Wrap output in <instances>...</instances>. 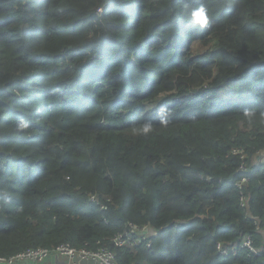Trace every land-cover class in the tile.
<instances>
[{
	"label": "trees",
	"instance_id": "1",
	"mask_svg": "<svg viewBox=\"0 0 264 264\" xmlns=\"http://www.w3.org/2000/svg\"><path fill=\"white\" fill-rule=\"evenodd\" d=\"M67 243L264 264V0H0V256Z\"/></svg>",
	"mask_w": 264,
	"mask_h": 264
},
{
	"label": "built area",
	"instance_id": "2",
	"mask_svg": "<svg viewBox=\"0 0 264 264\" xmlns=\"http://www.w3.org/2000/svg\"><path fill=\"white\" fill-rule=\"evenodd\" d=\"M239 168H240V172L245 173L248 169L247 163L243 161L242 164H240ZM244 181L245 179L242 180L241 184ZM92 199L95 200L94 198ZM126 232L130 233L131 231H126ZM216 248L224 257H229L232 254H237L240 250H245V249L250 250L252 253L256 255H258L261 252L254 246L253 240L250 236L246 237L242 242L235 244L232 247L224 246L223 242L217 241ZM81 250H85L86 253L85 252H82L81 254L77 253V249L69 243L61 244L54 250H50L47 248H33L22 253H17L10 257L0 256V264H23L25 262H29L31 264H38L43 262L48 256H50L53 253L66 255L71 257L72 259L76 257H81V258H86L87 260L90 259L94 261L98 260L99 264H117L114 261V258H112L110 254L105 253L111 251L104 250L103 252H101V255L98 256V255L90 254L91 252L90 250L87 249H81Z\"/></svg>",
	"mask_w": 264,
	"mask_h": 264
},
{
	"label": "rangeland",
	"instance_id": "3",
	"mask_svg": "<svg viewBox=\"0 0 264 264\" xmlns=\"http://www.w3.org/2000/svg\"><path fill=\"white\" fill-rule=\"evenodd\" d=\"M101 11H99V14H103L104 11L101 8ZM232 154L239 155L242 158L245 157V153L242 150H239L238 148H233L231 151ZM108 201L110 202V199L108 198ZM127 228H130L131 232H117L114 236H110L109 241L111 242L112 246L117 249H124V248H130V249H137L142 244H146L148 248H151L153 246V236H157L158 233H154V230H150L148 232L145 231H139L137 225H127ZM146 234V235H141ZM98 242H101V240H98ZM141 242V243H140ZM97 244V243H96ZM77 249V248H76ZM110 249V250H109ZM112 247L108 244L103 245V248L101 250L95 249L90 252V254L93 255H101V252L104 250L111 251ZM82 252H85V250H78L77 253L81 254ZM107 254H110L112 258H114V261L116 262V253L113 251L111 252H105ZM97 264H99L98 260H95Z\"/></svg>",
	"mask_w": 264,
	"mask_h": 264
},
{
	"label": "crops",
	"instance_id": "4",
	"mask_svg": "<svg viewBox=\"0 0 264 264\" xmlns=\"http://www.w3.org/2000/svg\"><path fill=\"white\" fill-rule=\"evenodd\" d=\"M97 264L94 260H87L86 258L76 257L72 259L69 256L53 253L48 256L43 262L38 264ZM23 264H31L25 262Z\"/></svg>",
	"mask_w": 264,
	"mask_h": 264
},
{
	"label": "clouds",
	"instance_id": "5",
	"mask_svg": "<svg viewBox=\"0 0 264 264\" xmlns=\"http://www.w3.org/2000/svg\"><path fill=\"white\" fill-rule=\"evenodd\" d=\"M205 10L201 7L200 9L196 10L194 13H193V19L195 22H199V23H204L205 22ZM133 225V224H132ZM128 231V230H127ZM131 231V230H130ZM142 231H145L147 232L148 230H142ZM141 235H146V234H141ZM133 249V248H132Z\"/></svg>",
	"mask_w": 264,
	"mask_h": 264
}]
</instances>
